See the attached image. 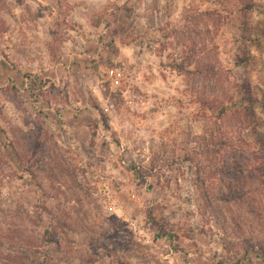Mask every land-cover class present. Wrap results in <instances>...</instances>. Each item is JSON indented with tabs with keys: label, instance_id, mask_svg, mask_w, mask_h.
<instances>
[{
	"label": "rangeland",
	"instance_id": "374dc122",
	"mask_svg": "<svg viewBox=\"0 0 264 264\" xmlns=\"http://www.w3.org/2000/svg\"><path fill=\"white\" fill-rule=\"evenodd\" d=\"M0 17V264H236L224 243L262 233L222 197L249 174L234 181L220 171L239 155L209 151L240 137L244 90L264 88V0H0ZM149 210L175 242L155 238ZM60 220L62 244H41Z\"/></svg>",
	"mask_w": 264,
	"mask_h": 264
},
{
	"label": "trees",
	"instance_id": "16d2710c",
	"mask_svg": "<svg viewBox=\"0 0 264 264\" xmlns=\"http://www.w3.org/2000/svg\"><path fill=\"white\" fill-rule=\"evenodd\" d=\"M61 1L62 0H57L58 4H61ZM63 1L67 2L69 0ZM0 21L4 23L2 18ZM247 29L250 31V27ZM244 63H251V57H249V55H246L240 61V64ZM178 68L182 71H185V67L182 65H180ZM207 73H212L214 75V69L212 66L199 65L197 66L196 70L193 71V75H197L199 82H211L212 77L208 76ZM29 77L30 76L26 77V82H29L26 83L27 89L31 91V94L34 96V98L42 96L40 94V89L38 90L36 80ZM241 101L242 103L240 108L233 113L240 123V128L238 130L240 137H238L236 140L222 137L214 142L213 148H211L209 152L221 153L224 150V147H226L230 149L233 156L239 155L240 161L238 163L231 162L229 166L225 167V171L221 169L220 172H226L227 174H230L232 178H234V181L241 182V173H243V170L247 171L249 174V183L246 182V185L243 184L241 187V192L233 191L231 194L225 193L222 198L223 200L229 198V200H232L235 204H237L239 209H246L248 213L254 216L256 222L258 223V227L260 228V233H262L261 236L256 238L254 237V239H238L239 243L237 244L228 241L224 243V248L230 253H233L234 257L230 256L229 258L230 260L236 259V264H243L247 260L253 264H264V133L259 129L264 127V119L255 110V106H257L262 109L264 113V88L257 87L255 93L252 90L245 89ZM217 103L219 105H217ZM202 104H204L208 110L212 111L214 114H217L218 118H224L227 115L226 112L228 109H226L224 106H220V104H223V102H219L218 99L211 100L210 98H206L205 100H202ZM8 147L12 146L10 144L3 145L2 149L5 148L7 150ZM233 160L236 161L234 158ZM20 164L22 165V163ZM29 171L30 170L27 172ZM131 171L135 172L137 176L141 175L136 167L131 168ZM31 175L34 176L33 173H31ZM248 185L250 187H248ZM203 195V200L205 201L204 208L209 210L213 216H221V208L214 202V197L207 191L203 192ZM255 195L259 196L260 199H256ZM41 210L42 214L45 213L50 215L51 218H56V216L53 215V211L48 207H42ZM147 219L148 222L153 226L155 238L157 240L165 239L172 243L175 242L176 238H178L177 233H175V229L170 228L167 223L163 224V222L157 221L151 210L148 211ZM58 222L59 224L56 226V228H54L53 225H48L45 227L43 230L41 244H57L59 246L62 244L59 238V231L62 233L66 230H70V225H68V223L64 220H60ZM13 244L16 247H23L19 243ZM174 250L175 252L184 251V249L179 248L178 245L174 247ZM242 252L244 255L239 257ZM2 255L3 254L0 253V257H2ZM4 258L8 261L16 262L17 264H26L25 262L23 263L24 259L20 258L19 255L16 256L6 254ZM253 258L256 259V262Z\"/></svg>",
	"mask_w": 264,
	"mask_h": 264
},
{
	"label": "built area",
	"instance_id": "2783aa9c",
	"mask_svg": "<svg viewBox=\"0 0 264 264\" xmlns=\"http://www.w3.org/2000/svg\"><path fill=\"white\" fill-rule=\"evenodd\" d=\"M107 77L114 87L121 85L123 80V73L120 69L111 68L107 71Z\"/></svg>",
	"mask_w": 264,
	"mask_h": 264
}]
</instances>
